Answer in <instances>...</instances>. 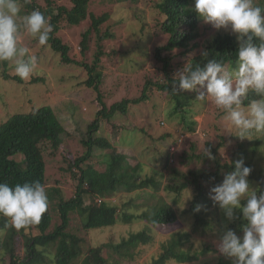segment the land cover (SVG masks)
Instances as JSON below:
<instances>
[{
	"label": "trees",
	"instance_id": "1",
	"mask_svg": "<svg viewBox=\"0 0 264 264\" xmlns=\"http://www.w3.org/2000/svg\"><path fill=\"white\" fill-rule=\"evenodd\" d=\"M38 1L19 0L21 11L25 10L26 14H29L33 10H38L48 18L53 31L49 34L47 44L60 56L63 64H75L85 69L88 78L85 85L97 93L101 109L97 111L93 122L87 128L86 138L80 142L85 148V153L80 157L67 160L66 172L77 181V185L74 198L58 203L60 223L52 232L46 234L52 221L47 207L40 222L32 225L40 234L26 238L25 255L22 260H19L14 252V230L11 227H5L6 218L0 216V230L3 234L5 233L3 237L0 235V262L5 260L7 264H75L83 254L85 244L83 239L67 231L71 212H77L81 216L84 230L112 228L117 223L129 224L133 220L142 221L145 227L141 231L131 233L117 243L108 242L97 248L89 249L83 264H108L101 255L103 248L112 249L121 260L134 261L136 257L139 259L146 254L147 247L153 243L151 227L168 226L178 221L176 206L185 190L192 192L188 208L182 212V215H189L191 219V231L171 234L170 239L160 246L157 257L152 258L149 264H170L172 262L188 264L198 260L205 253H209L207 247L194 255L184 249L185 245L192 243L194 236L204 238L212 234L214 239L221 241L228 229L242 235V225L247 222L240 218L242 215L240 210L238 209L235 213L236 219L224 221L219 207L214 206L209 199V191L222 182L225 174L233 170L232 162L239 159H243L246 166L252 169L248 177L250 186L264 190V137L254 134L252 139H243L230 153L227 160L221 157L224 147L222 139L217 145L205 143V149L211 152L214 159L204 156L205 149L197 154L195 148H191L190 153L180 156V166L187 167V170L182 171L176 167H169L170 159L174 155L171 148L178 146L179 136L169 147V154L167 153L164 158L165 169L169 168L168 175H160L158 180L154 175L141 176V168H143L141 164L130 165L128 157L115 151L114 146L106 138L94 136L102 121L112 126V120L117 113L127 115L131 105L147 102L152 90L170 98L171 115H179L184 125V133L194 134L197 124L192 117L190 121L187 119L192 103L197 102L193 101L188 91L182 92L178 87L173 88L175 72L171 56L175 50L186 55L199 48L197 27L201 20L191 10L194 7V0H158V3L155 2V9L164 17L159 24L160 31L168 36L167 43L156 48L154 54L156 61L161 64L162 78L156 82L148 80L139 98L122 100L109 108L100 99L99 91L102 84L99 65L104 56L101 43L112 38L108 29L102 31L101 26L109 20V15L107 13L99 16L88 14V5L91 0H70L71 8L57 6L56 0H42L45 6L40 8ZM117 1L133 5L138 0ZM258 3L264 4V0ZM87 18L90 24L82 35L80 48L81 53H85L91 44L96 47L91 64L72 59L69 56V46L63 44L57 36L62 25L78 27ZM237 47L235 36L224 34L207 41L202 52L207 51L210 59L214 58L225 67H230V62L235 60ZM202 52L190 58L188 64L193 67L197 64L202 66L206 62L203 60ZM6 63L2 62L3 78L21 83L18 76L10 77L6 74ZM41 80L35 78L32 82ZM252 98L255 97L249 94V100ZM247 103L248 100L245 101V105ZM63 134L64 129L49 106H41L27 113H15L0 122V183H7L14 188L17 184L22 185L25 182L38 180L44 186L45 163L42 146L50 144L54 150H57L62 145L61 136ZM232 138L239 139L236 136ZM163 139L166 140L165 137ZM94 149L112 150L111 154L104 158L105 170L103 172H96L88 163ZM18 157L20 160H17ZM64 159L66 160L65 156ZM194 163L198 164L197 167L194 165V168L189 169V166ZM162 191L164 195L161 194ZM118 193L136 195L131 205L137 213L128 214L124 210L120 213L116 206L107 201ZM87 194L100 202L85 204L84 196ZM257 194L259 195V192ZM142 197L144 198L143 203L135 204L137 199ZM197 206H202L200 211H196ZM54 244L56 248L53 255L48 256L46 249ZM37 247L43 250L38 251ZM218 264H223V262L219 261Z\"/></svg>",
	"mask_w": 264,
	"mask_h": 264
},
{
	"label": "rangeland",
	"instance_id": "2",
	"mask_svg": "<svg viewBox=\"0 0 264 264\" xmlns=\"http://www.w3.org/2000/svg\"><path fill=\"white\" fill-rule=\"evenodd\" d=\"M259 1L261 0H257V3ZM69 2L70 0H56L55 4L71 8ZM155 2L158 3V0H138L133 5L117 0H91L89 2L88 14L99 16L107 13L109 15V20L101 26V30L108 29L112 38L101 43L104 56L99 65L102 73V84L99 88L100 99L107 108L122 100L139 98L148 80L156 82L162 78L161 64L156 61L154 54L156 48L167 43L168 36L160 31L159 24L164 17L155 9ZM38 4L40 8L45 6L42 0H39ZM20 14L25 15V10H22ZM89 21L87 18L78 27L62 25L57 34L62 43L69 46V56L77 62L87 64L92 63L96 52V47L91 44L85 53H81L80 42L83 33L89 28ZM197 32L199 48L196 51L186 55L178 50L172 53V66L175 74L188 64L190 58L203 51L207 41L217 35L230 34L223 29L216 31L210 25L203 24L202 21L198 24ZM18 44L29 48L31 54L36 56L37 67L29 79L23 80L16 75L12 63L7 62L6 74L10 77L18 76L21 79L19 83L13 79L3 78L2 62H0V122L15 113H27L41 106H49L64 129V134L61 136V147L54 150L50 144L42 146L45 163L44 187L48 197V210L52 216L47 234L60 223L58 203L68 201L76 194L77 181L66 172L67 160L80 157L85 153V148L80 142L86 138L87 128L101 107L97 100V93L85 85L88 78L83 67L63 64L60 56L52 51L49 44L41 46L37 39L25 34L23 29L19 33ZM163 54L167 55V53ZM35 78L42 80L32 82ZM189 94L193 99L196 96V93L189 92ZM169 102L168 96L152 90L147 102L131 105L127 115L117 113L112 120L113 127L102 121L94 136L106 138L114 146L115 151L128 157L130 165L141 164L143 166L141 176L154 175L158 180L160 175H168L169 168L165 169L164 158L167 153L169 154V147L179 136L181 142L172 152L174 155L170 159L169 167H176L182 171L187 170V167L180 166V156L190 153L191 148H195L196 153L199 154L205 149V143L217 145L222 139L224 147L221 157L227 160L239 142H242L240 138H232L236 135L235 131L228 129L223 113L216 108L213 102H209L206 108H200L198 102L192 103L187 120L190 121L192 117L196 122L194 134L183 132L184 125L179 115H171L172 105ZM196 115L202 116L199 122L194 119ZM164 137L166 140L163 139ZM111 151V149H94L88 163L96 172H103L105 170L104 158L111 154ZM17 160H20V157ZM194 165L197 167L198 164H192L189 169L194 168ZM161 194L164 195L163 191ZM191 194V190L183 192L176 206L178 215L176 223L150 228L153 243L147 247V253L139 259L136 257L134 261L121 260L109 248L102 249V257L108 264H149L152 258L157 257L160 246L170 239L171 234L191 231L189 215H182V212L188 208ZM135 197L134 193H118L107 201L116 206L120 213L124 210L128 214H134L137 210L132 207L131 203H134ZM84 199L85 204L100 202L89 194L85 195ZM142 200H144L143 197L137 199L135 204H142ZM126 205L128 207H125ZM237 212L238 209L235 210V213ZM221 213L225 221L226 217L222 210ZM69 218L68 233L83 239L85 244L83 254L75 264H83L89 249L97 248L108 242L117 243L129 234L141 231L145 227L142 221L133 220L129 224L117 223L112 228L84 230L82 218L77 212H71ZM12 229L15 233L14 252L16 257L22 260L26 251L24 246L26 238L38 236L40 233L32 225L20 230ZM4 235L5 233L1 236ZM219 243L220 241L214 239L212 234L204 238L194 236L192 243L185 245L184 249L194 255L207 247L209 253H205L199 259L197 257L198 260L188 264H218L219 261L223 264H231L229 259L219 253ZM55 248L56 244L49 246L46 249L48 250L47 255L52 256ZM37 250L40 251L43 248L37 247ZM0 264H7V261L4 260Z\"/></svg>",
	"mask_w": 264,
	"mask_h": 264
},
{
	"label": "clouds",
	"instance_id": "3",
	"mask_svg": "<svg viewBox=\"0 0 264 264\" xmlns=\"http://www.w3.org/2000/svg\"><path fill=\"white\" fill-rule=\"evenodd\" d=\"M191 10L203 24L235 36V60L225 67L204 51L202 57L206 62L195 67L186 64L174 75L173 88L196 93L193 101L200 108L213 102L223 113L228 129L234 130L241 140L252 139L254 134L264 137V4L257 0H194ZM20 13L19 0H0V62H11L16 75L27 80L35 73L37 58L29 48L19 46V33L23 29L44 46L53 28L38 10L23 16ZM249 94L255 98L249 100ZM194 119L199 122L202 116L196 115ZM180 142L179 139L178 145ZM176 147L171 148L172 152ZM204 151V156L214 159L209 150ZM232 166L222 182L210 189L209 199L227 220L236 219L234 213L239 209L240 218L247 223L242 225V235L228 229L218 251L231 264H264V190L250 186L248 177L252 169L243 159L232 162ZM47 207L48 197L40 181L17 184L14 188L0 183V216L6 218L5 227L20 230L38 224ZM201 207L197 206L196 211Z\"/></svg>",
	"mask_w": 264,
	"mask_h": 264
},
{
	"label": "built area",
	"instance_id": "4",
	"mask_svg": "<svg viewBox=\"0 0 264 264\" xmlns=\"http://www.w3.org/2000/svg\"><path fill=\"white\" fill-rule=\"evenodd\" d=\"M173 150V149H172Z\"/></svg>",
	"mask_w": 264,
	"mask_h": 264
}]
</instances>
